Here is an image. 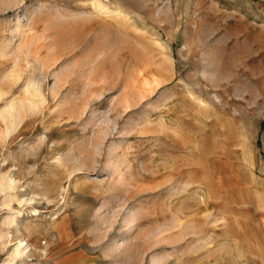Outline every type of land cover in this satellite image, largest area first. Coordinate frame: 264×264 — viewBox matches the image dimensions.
<instances>
[{
	"label": "rangeland",
	"instance_id": "rangeland-1",
	"mask_svg": "<svg viewBox=\"0 0 264 264\" xmlns=\"http://www.w3.org/2000/svg\"><path fill=\"white\" fill-rule=\"evenodd\" d=\"M0 264H264V0H0Z\"/></svg>",
	"mask_w": 264,
	"mask_h": 264
},
{
	"label": "bare ground",
	"instance_id": "bare-ground-1",
	"mask_svg": "<svg viewBox=\"0 0 264 264\" xmlns=\"http://www.w3.org/2000/svg\"><path fill=\"white\" fill-rule=\"evenodd\" d=\"M96 3L98 4L99 8H104V6L100 2H96ZM35 95H38V94L35 93ZM16 250L17 252H15V255H14L15 260L24 259L25 257H27L29 253V251H26V244H24L22 241L18 242V246Z\"/></svg>",
	"mask_w": 264,
	"mask_h": 264
}]
</instances>
